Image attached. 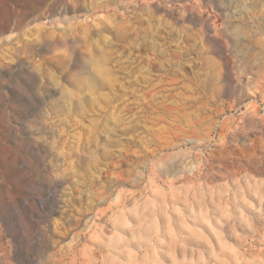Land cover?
Instances as JSON below:
<instances>
[{"label": "rangeland", "instance_id": "1", "mask_svg": "<svg viewBox=\"0 0 264 264\" xmlns=\"http://www.w3.org/2000/svg\"><path fill=\"white\" fill-rule=\"evenodd\" d=\"M0 264H264V0H0Z\"/></svg>", "mask_w": 264, "mask_h": 264}]
</instances>
